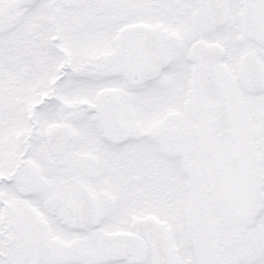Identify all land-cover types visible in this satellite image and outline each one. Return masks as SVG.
Listing matches in <instances>:
<instances>
[{"label": "snow or ice", "instance_id": "snow-or-ice-1", "mask_svg": "<svg viewBox=\"0 0 264 264\" xmlns=\"http://www.w3.org/2000/svg\"><path fill=\"white\" fill-rule=\"evenodd\" d=\"M0 264H264V0H0Z\"/></svg>", "mask_w": 264, "mask_h": 264}]
</instances>
